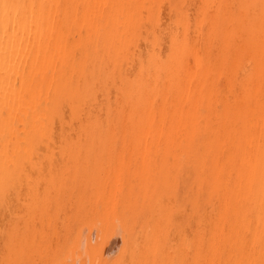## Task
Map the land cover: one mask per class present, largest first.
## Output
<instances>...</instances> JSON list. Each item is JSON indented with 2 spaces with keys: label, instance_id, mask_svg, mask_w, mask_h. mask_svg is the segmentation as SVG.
Here are the masks:
<instances>
[{
  "label": "bare ground",
  "instance_id": "bare-ground-1",
  "mask_svg": "<svg viewBox=\"0 0 264 264\" xmlns=\"http://www.w3.org/2000/svg\"><path fill=\"white\" fill-rule=\"evenodd\" d=\"M0 264H264V0H0Z\"/></svg>",
  "mask_w": 264,
  "mask_h": 264
}]
</instances>
